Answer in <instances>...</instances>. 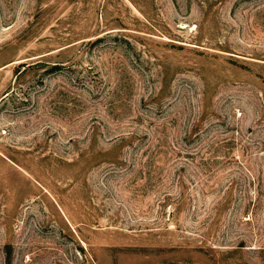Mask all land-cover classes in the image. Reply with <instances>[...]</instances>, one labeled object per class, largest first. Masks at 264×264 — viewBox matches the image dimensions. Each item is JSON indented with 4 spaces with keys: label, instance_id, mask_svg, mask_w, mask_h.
<instances>
[{
    "label": "rangeland",
    "instance_id": "obj_1",
    "mask_svg": "<svg viewBox=\"0 0 264 264\" xmlns=\"http://www.w3.org/2000/svg\"><path fill=\"white\" fill-rule=\"evenodd\" d=\"M0 264H264V0H0Z\"/></svg>",
    "mask_w": 264,
    "mask_h": 264
}]
</instances>
